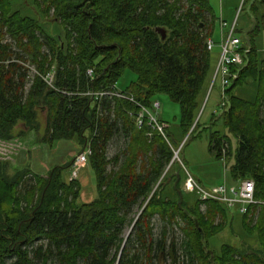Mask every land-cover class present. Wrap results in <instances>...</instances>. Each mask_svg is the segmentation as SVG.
Segmentation results:
<instances>
[{
	"label": "trees",
	"instance_id": "16d2710c",
	"mask_svg": "<svg viewBox=\"0 0 264 264\" xmlns=\"http://www.w3.org/2000/svg\"><path fill=\"white\" fill-rule=\"evenodd\" d=\"M13 2L0 0V140L14 139L20 123L19 136L39 131L38 111L45 108L41 141L70 140L82 151L89 148L97 194L80 202L79 180L65 178L73 163L41 176L30 169L11 172L0 160V264H264V205L250 206L244 215L236 211L259 253L222 245L215 254L209 239L225 228L230 210L215 200L201 201L195 192L197 197L187 198L179 188L185 177L169 175L176 150L169 127L163 135L147 121L142 128L136 124L142 107L153 108L154 98L166 94L179 105L183 135L200 128L212 76L206 41L215 17L209 0H34L38 12L60 27L56 35L15 10ZM249 2L255 23L245 45L239 37L242 65L230 66L236 79L224 90L219 114L237 148L233 154L227 136L212 132L209 151L217 160L233 158L229 178L253 180L261 203L264 56L254 39L264 29V0ZM126 70L137 76L125 91L135 102L82 95L111 90ZM249 82L255 89L251 101L234 93ZM215 120L212 115V125ZM118 136L126 139L122 162L120 155L108 156ZM157 220L163 224L158 231ZM174 227L180 239L170 235Z\"/></svg>",
	"mask_w": 264,
	"mask_h": 264
},
{
	"label": "rangeland",
	"instance_id": "374dc122",
	"mask_svg": "<svg viewBox=\"0 0 264 264\" xmlns=\"http://www.w3.org/2000/svg\"><path fill=\"white\" fill-rule=\"evenodd\" d=\"M212 7H214V14L216 17L219 16V7L221 4L224 5V8L228 4H231V1H235V9L233 10V17L235 21V32L234 35L240 37L244 45L246 44V34L250 30L253 19L249 14V5L251 2L247 0L245 6L242 8L243 0H209ZM14 9L20 10L22 15L33 17L38 19L41 24L47 29L50 34L56 35V31L60 30V27L54 25L51 19L44 18L37 10L34 0H14ZM229 6V5H228ZM233 25V24H232ZM230 28L224 32L223 38L221 41L226 39L228 36ZM213 41L215 43L213 50L210 53L211 65L210 70L212 76L210 77V85H208L207 93L205 98L202 101V109L200 111V128L197 129L195 134L188 138V135L184 136L180 127V108L179 105L170 100L169 96L166 94H159L154 98L155 102L160 103V108L156 111L154 108H150L149 111L153 114H159L160 120L164 123L162 124L164 129L169 127L170 138L172 139L174 146L176 148L177 157L172 161L173 166L169 171V175H176L177 172H180L182 178L192 177L196 184L204 189H210L213 186H218L221 184H227L229 186L234 185L238 186L239 182H232L229 178L228 168L233 163V158L223 161L217 160L214 155L209 151V135L212 132H218L222 136H227L231 142L233 154L237 148V140L229 134L228 130L223 124V120L219 117V114L222 112V99L220 89L219 78L216 79L215 85L212 82L214 70L216 68L217 62L220 57L219 45L221 43L220 34L218 31L212 35ZM219 43V44H218ZM254 44L258 49L259 57L264 56V29H260L259 34L254 39ZM137 76L131 70H126L123 76L119 79L116 87L119 91L125 92L136 81ZM236 96L245 99V100H254L255 98V89L252 83H248L244 86L237 87L234 90ZM38 119L43 125L46 121L47 111L45 108L38 111ZM212 115H215L216 120L212 125ZM204 127L207 129L204 130ZM31 135L36 136L37 134L34 131H30ZM126 147V139L123 136H118L115 138L109 147L108 156L114 157L120 155L121 162L124 159V153ZM88 170L92 175V183L90 186L85 187L86 191L90 196L96 197L97 194V181L93 170L89 167ZM170 167V165H169ZM166 170L168 172L169 170ZM11 172H13L11 170ZM68 172V171H67ZM185 180L180 183L179 188L183 190ZM170 189L165 192L168 193ZM187 198L197 197L194 193H184ZM89 196V197H90ZM199 198V197H197ZM80 202H85L80 198ZM264 205V202H261ZM201 209H204L202 205ZM251 219V218H250ZM220 221V220H219ZM254 221V220H253ZM163 224L158 220L155 221V230L158 231ZM183 226V225H181ZM170 235L173 234L177 238H181V231L178 227H174V230H169ZM222 245H229L239 252L247 253H259L261 250L258 242L253 236H249L242 230L241 217L236 210H230L227 213L225 228L218 233L216 236L209 239L208 248L212 250L215 254H218L220 247Z\"/></svg>",
	"mask_w": 264,
	"mask_h": 264
},
{
	"label": "built area",
	"instance_id": "2783aa9c",
	"mask_svg": "<svg viewBox=\"0 0 264 264\" xmlns=\"http://www.w3.org/2000/svg\"><path fill=\"white\" fill-rule=\"evenodd\" d=\"M221 27H225L226 23L221 21ZM234 24L229 30L226 39H223L219 45L220 57L217 62L216 68L214 70L212 82L214 83L216 79L219 78L221 87V107H224L223 93L225 88L229 86L231 80L236 79V74L230 71V66H240L242 65V42L238 36L234 35ZM215 43L209 38L206 41V49L212 51ZM244 52H248L246 49ZM88 76H93V70H88ZM53 73L49 74L45 79L49 85H52ZM83 96L89 97L94 101H100L106 97L127 99L135 102L133 97L128 96L125 92H121L117 89L116 85L112 87L111 90H101V91H87L82 94ZM159 102L153 103V108L157 111L160 108ZM148 122V125L153 129H156L161 134L164 135V127L160 122L159 114H153L149 109L142 107V112L136 118L137 127L142 128ZM91 154L89 148L84 149L80 152L72 165V180H77L79 177L80 170L84 168L88 163V157ZM221 160L225 161L223 157ZM183 191L186 193L195 192L201 201L215 200L223 204L229 210H236L239 214H246L250 206L263 204L256 201L254 198V181L251 179H244L239 181L238 186L221 184L218 186H213L210 189H204L198 186L195 180L188 176L184 182Z\"/></svg>",
	"mask_w": 264,
	"mask_h": 264
},
{
	"label": "crops",
	"instance_id": "0c3cea01",
	"mask_svg": "<svg viewBox=\"0 0 264 264\" xmlns=\"http://www.w3.org/2000/svg\"><path fill=\"white\" fill-rule=\"evenodd\" d=\"M231 2L232 3L228 4L229 6L227 5L226 8L221 4L219 7V16L216 17L214 14V7H212L209 1V5L215 17V22L211 29V36L218 31L220 34L219 42L224 32L235 23L233 10L236 6L235 1ZM221 21L226 23L225 27L220 26ZM235 29L236 26L234 27V30ZM248 32H250V30ZM211 39L213 40L212 37ZM219 92L221 93V91ZM23 128L24 124L20 123L15 130L14 139L10 141L0 140V160L8 164L12 171L30 169L34 174L46 176L54 167L67 164L72 165L76 156L82 152L81 146L74 141L58 140L53 144L42 142L41 139L43 138L45 130V121L43 125L41 124L39 131L34 130L37 134L36 136L31 135L30 131H27L23 136H19L18 134ZM72 170L73 168L70 167L69 171L65 174L67 181L72 180ZM77 180H79L82 187L80 198L85 200L84 203L91 202L94 196L93 194L90 196L85 188L92 183V175L88 170V165L80 170Z\"/></svg>",
	"mask_w": 264,
	"mask_h": 264
},
{
	"label": "water",
	"instance_id": "95a60500",
	"mask_svg": "<svg viewBox=\"0 0 264 264\" xmlns=\"http://www.w3.org/2000/svg\"><path fill=\"white\" fill-rule=\"evenodd\" d=\"M254 23H255V20L253 19V24H252V26H251V28H250V31L252 30V28H253V26H254ZM158 32L159 33H163V37L165 38L166 37V34H165V32L163 31V30H159L158 29ZM193 128V127H192ZM192 128H191V130H192ZM190 130V131H191ZM177 152L178 151H176V152H174V155H173V159H172V161H174V159L177 157ZM193 220H194V222H195V225H196V227H197V222H196V219L195 218H193ZM135 224V223H134ZM133 224V225H134ZM131 230H132V228H131ZM131 230H129L128 232H127V235H126V238H125V240H127L128 239V237H129V235H130V233H131ZM200 230V229H199ZM125 243H126V241L124 242V244H123V247H122V249H121V253H122V251H123V249H124V247H125Z\"/></svg>",
	"mask_w": 264,
	"mask_h": 264
}]
</instances>
